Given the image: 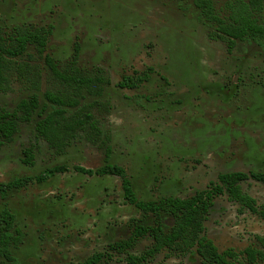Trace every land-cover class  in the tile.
<instances>
[{
    "label": "rangeland",
    "instance_id": "1",
    "mask_svg": "<svg viewBox=\"0 0 264 264\" xmlns=\"http://www.w3.org/2000/svg\"><path fill=\"white\" fill-rule=\"evenodd\" d=\"M212 1L229 21L230 4L240 0ZM254 16L264 25V3ZM27 24L54 26L48 53L61 67L78 55L84 73L109 78L98 99L105 106L95 112L110 140L108 161L125 169L139 200L187 198L224 172H264V52L250 40L229 52L227 42L211 36L215 25L193 0H0V27ZM43 70V92L55 89ZM143 73L150 79L138 88L118 86ZM28 94L13 77L0 106L14 110ZM37 120L21 123L14 140L0 147V184L58 166L67 172L6 198L0 190V211L8 207L24 233L12 250L18 264H79L95 253H113L99 264H127L110 246L154 217L127 203L120 177L76 170L106 165L105 144L79 139L57 153L36 140ZM29 149L33 166L22 162ZM243 188L264 206L263 184L251 180ZM163 223L168 228L170 218ZM205 226L221 251L258 245L256 236H264V218L227 196L216 199ZM150 244L143 238L131 253ZM189 260L164 252L144 264H196Z\"/></svg>",
    "mask_w": 264,
    "mask_h": 264
},
{
    "label": "trees",
    "instance_id": "2",
    "mask_svg": "<svg viewBox=\"0 0 264 264\" xmlns=\"http://www.w3.org/2000/svg\"><path fill=\"white\" fill-rule=\"evenodd\" d=\"M194 5L201 11V16L215 25L213 36L228 43L229 52L237 45L238 41H255L264 52V25L254 16L255 12L262 9L264 0L237 1L230 4L231 16L229 21L220 17L212 0H193ZM51 29L17 28L9 35L0 31V91L10 87L12 76H16L31 88L41 89V70L38 65L29 61L19 62L26 55L29 44L34 45L40 56L44 54ZM29 60L34 57L29 54ZM46 64L52 72L51 80L55 84L54 90L45 92V104H41L38 94L34 93L23 100L18 111L14 114L0 108V147L6 142H11L14 135L19 132L20 122L29 123L35 114L39 120L35 123L36 137L46 141L57 153H63L75 140L84 139L90 142L103 143L107 147L105 160L110 158L111 148L108 146L109 138L105 137L95 109L105 106L100 99L105 88L111 84L104 74L89 75L78 67L77 60L59 69L54 60L46 57ZM153 69L150 68L149 71ZM150 79L148 73L137 76H126L118 83L120 88L136 89ZM90 98H96L90 102ZM89 101V102H88ZM107 110V109H106ZM24 163L34 164L32 150L26 152ZM78 172L89 176L115 175L122 179L124 197L127 203L136 206L145 213H152L157 217L161 213L175 219L171 232L165 233L157 222V226H137L128 240L117 242L112 249L118 253H127L134 248L138 238L150 235L154 243L142 256L129 255L130 264H141L150 257L164 249H171L186 253L196 249L202 259V264H256L264 260V251L253 248L246 249L241 255L245 256L240 261V254L228 250L219 253L214 244L201 236L203 221L215 197L228 192L234 201L256 211L255 201L242 192L241 183L250 178L264 183V173L243 172L221 174L218 182H212L203 191L197 192L187 199L165 198L157 201L139 200L133 190L131 181L123 167L107 163L97 170L76 167ZM67 172V167L58 166L46 170L37 178L16 179L2 185L4 194L9 189H19L34 181L45 182L57 173ZM16 215L9 209L0 212V264H18V259L13 255L12 249L18 247L24 239V233L16 224ZM264 245V239H261ZM112 255L97 253L80 264H99Z\"/></svg>",
    "mask_w": 264,
    "mask_h": 264
},
{
    "label": "flooded vegetation",
    "instance_id": "3",
    "mask_svg": "<svg viewBox=\"0 0 264 264\" xmlns=\"http://www.w3.org/2000/svg\"><path fill=\"white\" fill-rule=\"evenodd\" d=\"M17 28H28V29H45L46 31H48L49 29H51V32H50V35H49V37H48V41H47V43H46V45H45V50H44V54L42 55V56H40L39 55V53H38V51H37V49H36V47L34 46V45H31V44H29L28 45V47H27V51H26V55L23 57V58H21L20 60H19V62H23V61H29L31 64H33V65H38L39 67H40V70H41V89L38 91V90H36V89H33V88H31L30 87V85L29 84H24V82H22V81H20L16 76H12V78L13 77H15L19 82H22L23 83V85L25 86V88L27 89V91L29 92V94H28V96H26V97H23L19 102H18V104L16 105V108L14 109V110H9V109H6V108H4V107H2V106H0V108H2V109H4V110H6V111H8L9 113H11V114H14V113H16L17 111H18V107H19V105H20V103L23 101V100H25V99H28L31 95H33L34 93H36V94H38V96H39V98H40V102H41V104L43 105V104H45V98H44V95H45V92L47 91V90H45L44 92H43V89H42V78H43V74H44V70H43V65L46 67V70L49 72V75L50 76H52V72L50 71V69H49V67L47 66V64H46V57L47 56H50L53 60H54V62H55V64L57 65V67L59 68V69H63L64 67H61L60 66V64L58 63V61L51 55V54H49L48 53V46H49V43H50V39H51V37H52V35H53V32H54V26H48V27H46V26H37V25H32V24H27V25H16V26H14V27H12L11 29H7V30H5L3 27H0V31L4 34V35H9V34H12V33H14L15 31H16V29ZM30 48H33L34 49V52H31L30 51ZM29 54H31L33 57H34V59L33 60H29V58H28V55ZM77 58H78V55H77V57L73 60V61H75V60H77ZM73 61H71V62H73ZM71 62H69V63H71ZM69 63H67L66 64V66L69 64ZM77 65H78V62H77ZM78 67H79V65H78ZM80 68V67H79ZM12 78H11V80H12ZM10 85H11V81H10ZM10 88V87H9ZM8 88V89H9ZM8 89L6 90V91H0V93H6L7 91H8ZM55 89H57V87L55 88ZM49 90V89H48ZM54 90V89H53ZM41 96L43 97V99L41 98ZM90 100V102H91V100L93 101V100H97L96 98H90L89 99ZM35 117H38V120H39V115L38 114H35L34 115V117H33V119L35 118ZM33 119L31 120V122L33 121ZM37 120V121H38ZM36 121V122H37ZM35 122V123H36ZM21 123H26V122H20V124ZM30 123V122H29ZM20 124H19V132H17L15 135H14V138L16 137V135H18L19 133H20ZM103 130V129H102ZM34 131H35V125H34ZM104 132V131H103ZM14 138H13V140H14ZM35 138H36V140L37 141H44L43 139H41V138H38V137H36V134H35ZM12 140V141H13ZM11 141V142H12ZM48 146H49V144L46 142V141H44ZM8 143H10V142H6V143H4L3 145H5V144H8ZM50 147V146H49ZM51 148V147H50ZM68 148V147H67ZM51 149H53V148H51ZM29 150H31V149H29ZM54 150V149H53ZM27 151V150H26ZM26 151H25V158H26ZM24 158V159H25ZM24 159H23V164H25L24 163ZM105 163L107 164V163H109V161H106L105 160ZM109 164H111V163H109ZM26 166H33V165H28V164H25ZM114 165V164H113ZM84 168V167H83ZM87 169V168H86ZM99 169V168H98ZM91 170H94V169H91ZM97 170V169H96ZM95 171V170H94ZM235 172H242V171H229V172H224V173H221V174H227V173H235ZM81 173V172H80ZM243 173H246V174H248V175H250L251 173H264V172H250V173H247V172H243ZM83 174V173H82ZM221 174H219L218 175V177L221 175ZM85 175H87V174H85ZM89 176V175H88ZM94 176H98V175H94ZM106 176V175H105ZM218 177H217V180L216 181H212V182H218ZM24 178H27V177H24ZM30 178H33V177H30ZM17 179H23V178H17ZM16 180V179H15ZM254 181V182H256V183H260V184H263L264 185V183H262V182H259V181H256V180H254V179H252V178H250L248 181H246V182H249V181ZM14 181V180H13ZM12 182V181H11ZM212 182H210V183H212ZM246 182H243V183H241V188H242V192L244 193V194H247L248 196H250L254 201H255V204H254V207H255V209H256V211L255 212H253L249 207H247V206H245V205H242L241 203H239V202H237V201H234V200H232L231 198H230V195L228 194V192H224L222 195H220V196H217V197H215L214 198V200H213V204H212V206L209 208V210H208V212H207V214H206V216L204 217V221H203V232H202V234H201V236H203V237H205V238H207L208 240H210L213 244H214V246L217 248V250H218V252L219 253H224V252H226V251H228V250H232L233 252H235V253H237V254H242L246 249H248V248H253V249H257V250H262V251H264V245H263V242L261 241V239H264V236H260V235H257L256 236V240H257V242H258V245H250V246H247L246 248H244L243 250H240V251H238V250H235L234 248H227V249H225V250H223V251H221V250H219V248L217 247V245L214 243V241L212 240V239H210L209 237H207V235H206V226H205V222L207 221V217H208V215H209V213H210V211H211V209L214 207V204H215V201H216V199L217 198H219V197H221V196H227L228 197V200L230 201V202H232V203H234V204H237L239 207H240V210H247V211H249L251 214H253V215H256V214H258V215H260L261 217H263L264 218V206L263 205H260L261 203H260V201H259V199L257 198V197H255V196H253L252 194H251V192H246L245 190H244V188H243V185L246 183ZM10 183V182H9ZM210 183L208 184V186L210 185ZM31 184V183H30ZM2 185H5V184H0V190L2 191V193H3V198H6L7 197V193L9 192V191H11V190H15L16 188H13V189H9L8 191H6V193L4 194V188L2 187ZM29 185V184H28ZM27 186V185H26ZM208 186L206 187V188H208ZM25 187V186H24ZM23 188V187H22ZM22 188H19V189H22ZM205 188V189H206ZM204 189V190H205ZM200 191H203V190H200ZM197 192H199V191H196L192 196H190V197H187V198H191V197H193ZM165 198H170V197H164V198H161V199H165ZM173 198H181V197H173ZM187 198H181V199H187ZM161 199H159V200H161ZM158 200V201H159ZM157 201V202H158ZM134 206V205H133ZM140 213H143V214H145V215H152L153 217H154V223L153 224H150V225H144V224H140V223H138V224H135L134 226H133V229H132V232H131V234H130V236L127 238V239H123V240H120V241H118V242H121V241H124V240H128L131 236H132V234H133V232H134V229L137 227V226H144V227H146V226H153V227H156L157 226V222H159V224L161 225V227H162V229H163V231L165 232V233H169V232H171V229H172V227L174 226V223H175V219L172 217V216H170V215H167V214H165V213H161L160 214V216L159 217H157L156 215H154V214H152V213H145V212H143L142 210H139L136 206H134ZM4 209H9L8 207L7 208H4ZM3 209V210H4ZM3 210H1V211H3ZM10 210V209H9ZM0 211V212H1ZM164 217H167V218H170V220H171V223H170V226L168 227V228H166L165 227V225H164V223H163V219H164ZM16 222H17V219H16ZM17 224V223H16ZM143 238H149L150 240H151V244L143 251V253H141L140 255H135V254H133V253H131V251L136 247V245L138 244V242H139V240H141V239H143ZM117 243V242H116ZM153 243H154V240H153V238L150 236V235H144V236H141L140 238H138L137 239V241H136V245H135V247L134 248H132V249H130L127 253H118L115 249L113 250L112 249V246L115 244V243H113L111 246H110V249L112 250V251H114V252H116L117 254H120V255H125L126 256V258H125V260H126V263L127 264H130L129 262H128V260H127V258H128V256L129 255H135V256H142V255H144V253L153 245ZM22 244V243H21ZM15 248V247H14ZM13 250V249H12ZM164 252H168L169 254H172V255H175V256H179V257H182V258H188L189 257V261H192L193 263H196V264H202V259H201V257L198 255V253H197V250L194 248V249H192L191 251H189V252H186V253H182V252H179V251H175V250H171V249H164L163 251H161V252H159V253H157L155 256H153V257H150V258H148L147 260H145V261H143L141 264H144V263H146V262H148V261H150V260H152V259H154L155 257H157L158 255H161L162 253H164ZM95 254H97V253H95ZM94 254V255H95ZM106 254V253H105ZM107 254H109V255H112L113 253H107ZM93 256V255H92ZM91 256V257H92ZM91 257H89V258H91ZM88 258V259H89ZM87 259V260H88ZM243 259H245V256L244 255H241L240 256V261H243ZM86 261V260H85ZM85 261H83V262H85ZM82 262V263H83ZM264 263V260H262V261H258L256 264H263ZM80 264V263H79Z\"/></svg>",
    "mask_w": 264,
    "mask_h": 264
}]
</instances>
